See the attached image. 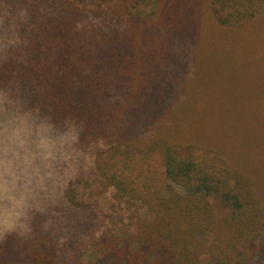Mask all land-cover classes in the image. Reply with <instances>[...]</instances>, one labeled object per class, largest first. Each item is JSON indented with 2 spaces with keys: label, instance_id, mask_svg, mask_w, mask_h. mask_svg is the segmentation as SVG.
<instances>
[{
  "label": "trees",
  "instance_id": "1",
  "mask_svg": "<svg viewBox=\"0 0 264 264\" xmlns=\"http://www.w3.org/2000/svg\"><path fill=\"white\" fill-rule=\"evenodd\" d=\"M18 2L1 96L55 128L72 125L82 148L161 154L166 184L142 197L150 217L121 236L95 233L92 220L74 229L59 214L37 216L20 242L4 238L6 256L18 259L4 264H264V205L250 176L160 126L180 90L187 100L200 60L224 51L264 62V0ZM73 193L64 190L65 217L85 209Z\"/></svg>",
  "mask_w": 264,
  "mask_h": 264
},
{
  "label": "rangeland",
  "instance_id": "2",
  "mask_svg": "<svg viewBox=\"0 0 264 264\" xmlns=\"http://www.w3.org/2000/svg\"><path fill=\"white\" fill-rule=\"evenodd\" d=\"M21 7L18 0H0V60L9 50L7 44L13 41L10 29L19 26ZM195 70L192 77L190 73L187 75L190 85L187 100L181 99L186 92L183 94L180 90L174 110L160 123L165 128L161 134L193 141L201 151L217 154L244 171L253 180L264 205V62L257 58L246 62L221 51L205 64L200 60ZM29 88V93H33L35 87ZM0 97L3 96L0 94ZM17 106L25 111L20 104ZM7 109V104H0V122L7 119ZM49 124L53 136L71 127L76 139L70 149L62 150L70 151V156L65 158L58 151L51 162L53 176L47 182L48 191L41 194L37 209L30 212V231L23 236L35 230L40 217L49 220L53 214H59L60 224L68 222L74 229L85 220H92L95 233L110 232L120 236L133 230L137 218L150 217L142 197L163 192L166 180L161 154L144 153L143 149L127 151L102 142L82 148L72 125L55 128ZM154 133L144 132L140 144L151 139ZM67 186L73 189L76 203L84 205V211H78L83 214L65 217L61 212L66 209L64 190ZM6 236L11 243L20 242L23 237L0 235V264L18 261L11 256L8 258L3 251ZM88 253L86 250L85 258Z\"/></svg>",
  "mask_w": 264,
  "mask_h": 264
},
{
  "label": "clouds",
  "instance_id": "3",
  "mask_svg": "<svg viewBox=\"0 0 264 264\" xmlns=\"http://www.w3.org/2000/svg\"><path fill=\"white\" fill-rule=\"evenodd\" d=\"M8 117L0 122V235H26L30 212L37 209L41 194L48 191L53 176L51 162L57 152L67 158L75 142L71 127L58 136L52 126L35 112L21 111L7 95Z\"/></svg>",
  "mask_w": 264,
  "mask_h": 264
}]
</instances>
